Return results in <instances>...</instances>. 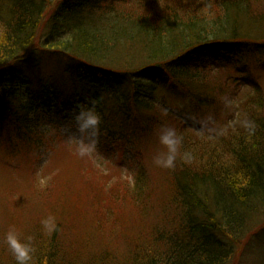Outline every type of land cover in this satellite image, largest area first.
Masks as SVG:
<instances>
[{
	"label": "trees",
	"instance_id": "16d2710c",
	"mask_svg": "<svg viewBox=\"0 0 264 264\" xmlns=\"http://www.w3.org/2000/svg\"><path fill=\"white\" fill-rule=\"evenodd\" d=\"M206 3L0 0L1 147L29 151L31 143L45 137L39 132L43 118L56 127L78 106L94 104L102 144L108 147L104 152L115 156L109 147L129 146L137 167L130 183L117 169L105 175L88 161L99 177L88 182L91 196L82 194L83 184H71L83 171L75 163L67 183L54 179L47 212L37 210L34 220L16 229L24 242L30 238V264H239L238 245L246 242L245 252L260 237L264 90L260 87L256 103L237 113L241 96L223 84L221 75L232 59L264 52V0ZM43 58L56 60L60 73H47ZM220 113V119L207 117ZM244 121L253 128L243 127ZM165 127L175 128L182 142L175 167L165 173L157 169L161 184L151 206L142 178L147 159L139 145ZM0 164L7 163L0 159ZM114 175L118 180L108 182ZM102 184L109 195L117 185L126 187V209L136 211L134 228L124 231L121 225V237H106L102 229L113 230L106 223L91 230L85 221L94 213L101 219L99 208L90 212L87 201L92 207ZM138 200L145 216L132 208ZM105 210L113 213L108 202ZM117 222H112L114 230ZM10 228L0 223V264H16L4 240Z\"/></svg>",
	"mask_w": 264,
	"mask_h": 264
},
{
	"label": "rangeland",
	"instance_id": "374dc122",
	"mask_svg": "<svg viewBox=\"0 0 264 264\" xmlns=\"http://www.w3.org/2000/svg\"><path fill=\"white\" fill-rule=\"evenodd\" d=\"M203 1L208 5L206 3L208 0ZM47 61L48 59L45 58L42 60L44 65L46 64L45 68H48L47 73H60L56 60L51 59L50 62ZM232 62L234 63L229 64V66L227 65L228 67L224 65L221 80L223 79L224 85L228 84L227 87L229 89L232 88L235 93H239L241 96L239 98L240 102L237 103L234 109L238 113V108L245 109L249 103L251 106L255 102V99H258L261 95L260 92L264 90V52H260L259 56H255V58L247 57L246 60L243 59L240 62H235L232 59ZM237 72L244 73V75L236 77ZM260 87H263V89L261 90ZM221 100H226V98H221ZM78 111L79 108L73 111L70 118L56 127L53 126L54 123L52 121L43 118L39 132L45 134V137L42 141L38 140L36 143H31V149L29 151L23 150L22 146L16 148L15 151L5 150L0 144V159L7 163L6 167L0 164V223L8 222L9 226L11 225V227L21 231L24 228L25 220H27L28 224L30 220L35 219L34 213L37 210L47 212L50 198L54 195V188L51 184L54 182V179L60 184L67 183L66 178L70 169L73 168L72 164L74 163L82 168L83 171L78 172L80 178L74 174L75 179L71 181V184L73 186H81L83 184L82 194L84 195L90 194L91 196V186H89L88 182L91 184V182L99 178L91 173V163L88 162L90 160L95 162L96 166L94 167L100 169L103 174L106 175V173H111L117 169V173L122 172L121 175L125 181L134 183V174L137 167L132 159V150L129 146L123 147L121 145H115L114 147H109L116 150L115 156H110V152H104V149L108 147L102 144V136L99 134L96 138L95 149L91 154L86 156L79 155L76 140L79 134L76 132L74 121V115ZM210 116L218 119L222 117L221 113L209 114L207 117ZM228 124L236 123L230 122ZM156 136H152L145 145H139L144 158L147 159V162H144L142 170L147 165L148 170L142 178H146L144 182L147 191H150L152 195V198H148L151 206L154 203L153 191L160 189L159 186L161 183H158L160 178L159 174L162 171L165 173L167 170V168L161 167L162 170L160 172L157 171L160 166L155 163V159L160 153L165 152L166 148L160 144L159 134ZM120 147L122 151H120ZM72 160H75V162ZM84 174H86L87 178ZM114 176L107 178L108 182H112L114 178L116 180V175ZM99 188L101 193H98L99 196L95 197L97 201L92 207L91 201H87V205L89 206L90 212L91 209L99 208L101 211V219L95 218L94 216L98 214L94 213V216L92 214L88 215L85 221L86 223L91 222V230L97 228L99 223H106L108 227H113V230L102 229L106 237H113L114 234L121 237V225L124 226V231L126 226L131 231V227L134 228L135 222L133 221L136 216V211L132 214L131 209H126V201H124L127 196L125 192L126 187L117 185L118 189L111 195H109L108 189L103 184ZM103 194L107 196L106 202H103ZM107 202L109 210L113 211L112 214L107 213L105 210ZM29 204L32 206L29 207ZM140 205L141 203L138 200L132 203V208L140 209L142 215L145 216L143 209L139 208ZM117 208L121 212L119 215L124 219L122 223H120V220H117ZM18 209L24 213H18ZM146 219H144L145 222L147 221ZM115 220L118 221L119 232L118 228L114 230L115 225L112 222ZM140 223H142V220ZM103 236L100 233V239H103ZM245 245L246 242H241L238 248H236L235 255H239V264H264V230L261 231L259 238L254 237L252 239L246 249L247 251L244 252L241 249L243 246L245 248Z\"/></svg>",
	"mask_w": 264,
	"mask_h": 264
},
{
	"label": "clouds",
	"instance_id": "9594fccd",
	"mask_svg": "<svg viewBox=\"0 0 264 264\" xmlns=\"http://www.w3.org/2000/svg\"><path fill=\"white\" fill-rule=\"evenodd\" d=\"M79 111L74 115L76 132L79 134L76 137L78 143V153L80 156L90 155L95 149L96 138L99 136L101 116L96 111L95 106H78ZM243 127L251 130L253 125L250 121H244ZM159 142L166 148L165 152L160 153L155 163L163 168H174L179 154V147L182 138L177 134L175 128L165 127L159 131ZM185 160H190L189 154H184ZM51 217L43 221L45 227L51 222ZM5 243L11 249L16 264H30L32 260L33 248L30 238L28 242L21 240L15 228H10L4 237Z\"/></svg>",
	"mask_w": 264,
	"mask_h": 264
}]
</instances>
